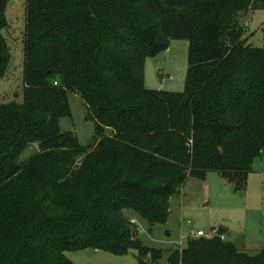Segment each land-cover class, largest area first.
I'll use <instances>...</instances> for the list:
<instances>
[{
    "label": "trees",
    "instance_id": "1",
    "mask_svg": "<svg viewBox=\"0 0 264 264\" xmlns=\"http://www.w3.org/2000/svg\"><path fill=\"white\" fill-rule=\"evenodd\" d=\"M0 0V78L9 65ZM264 0H26L23 101L0 103V264H72L66 251H137L157 264L125 210L153 226L188 177L216 171L242 191L264 150V47L239 17ZM188 41L182 92L147 89L144 64ZM77 93L92 144L61 131ZM109 131V133H106ZM35 144L36 152L21 159ZM215 229V228H214ZM191 237L165 264H264L221 239Z\"/></svg>",
    "mask_w": 264,
    "mask_h": 264
},
{
    "label": "rangeland",
    "instance_id": "2",
    "mask_svg": "<svg viewBox=\"0 0 264 264\" xmlns=\"http://www.w3.org/2000/svg\"><path fill=\"white\" fill-rule=\"evenodd\" d=\"M26 0H7L5 17L7 27L3 30L9 47V65L0 78V103L23 101V31L26 20ZM244 27L246 42L264 47V7L250 10L239 17ZM188 69V41L174 39L168 48L144 64V86L147 89L182 92ZM67 100L70 117L59 119L61 131L71 130L80 145L92 144L95 134L94 121L88 117L80 96L69 91ZM106 133H109L107 131ZM37 150L35 144L27 147L21 155L25 159ZM170 213L163 223L150 227L148 222L134 211L125 210L132 217L138 237L144 245L162 250L157 264H165L171 249H184L189 238L201 230L206 237L224 228V240L247 253L254 254L264 248V150L253 161L252 170L245 175L242 191L224 180L216 171H208L203 178L188 177L181 191L169 201ZM215 228V229H214ZM72 264H139L137 251L116 254L108 250L66 251ZM144 262L150 264L149 256Z\"/></svg>",
    "mask_w": 264,
    "mask_h": 264
},
{
    "label": "built area",
    "instance_id": "3",
    "mask_svg": "<svg viewBox=\"0 0 264 264\" xmlns=\"http://www.w3.org/2000/svg\"><path fill=\"white\" fill-rule=\"evenodd\" d=\"M193 235L196 236V237H201V236L206 237L205 234H204V232L201 231V230L196 231V233L193 234ZM212 236H213V235H211L210 237H212ZM208 237H209V236H208ZM220 237H221L222 240H224V236H223V235H221Z\"/></svg>",
    "mask_w": 264,
    "mask_h": 264
},
{
    "label": "crops",
    "instance_id": "4",
    "mask_svg": "<svg viewBox=\"0 0 264 264\" xmlns=\"http://www.w3.org/2000/svg\"><path fill=\"white\" fill-rule=\"evenodd\" d=\"M132 218V217H131Z\"/></svg>",
    "mask_w": 264,
    "mask_h": 264
}]
</instances>
